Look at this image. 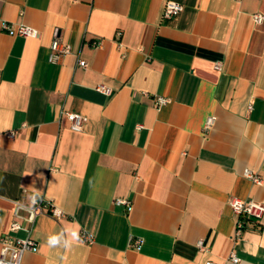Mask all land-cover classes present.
<instances>
[{"label": "crops", "instance_id": "obj_1", "mask_svg": "<svg viewBox=\"0 0 264 264\" xmlns=\"http://www.w3.org/2000/svg\"><path fill=\"white\" fill-rule=\"evenodd\" d=\"M166 1L0 0V238L35 240L21 264H264V213L234 237L229 205L264 204V0H173L164 18ZM34 196L64 215L16 218Z\"/></svg>", "mask_w": 264, "mask_h": 264}, {"label": "built area", "instance_id": "obj_2", "mask_svg": "<svg viewBox=\"0 0 264 264\" xmlns=\"http://www.w3.org/2000/svg\"><path fill=\"white\" fill-rule=\"evenodd\" d=\"M182 4L173 0H167L163 9V17L171 18L177 16L182 11ZM253 18L256 22H261L263 16L261 14H254ZM3 28L7 31L21 36H37L38 31L27 25L19 24L12 28L9 24H3ZM51 52L49 59L51 61H58L62 56L71 53V48L68 44L64 43L60 38H54L50 44ZM78 64L82 67H86L87 62L83 59L78 60ZM96 90L101 91L105 94L110 93V88L100 84L96 86ZM168 102L167 98L158 96L155 103L161 105ZM70 122L71 129L75 131H81L84 128L86 118L77 112L62 111ZM214 122V117L209 116L205 122V128H209ZM14 132H10L9 136H12ZM244 174L249 177L253 182L260 183L261 178L258 174L252 172L249 169L244 171ZM116 204H124L127 207L130 206V201L127 199L117 198ZM229 205L237 216L234 223V237L241 234V231L245 225L247 218L258 219L264 213V204L253 199L245 200L240 198H232ZM24 211L25 215H21L19 212ZM40 214H49L52 217L58 218L64 215V212L59 209L51 199L43 196H34L29 203L22 201H15L14 216L27 222H34L35 218ZM11 230H17L22 228V224L17 220L12 222ZM28 231V230H27ZM80 239L85 243H92L94 237L86 231L80 232ZM0 264H21L22 257L25 252L35 251L36 242L29 235L22 238H13L8 236H2L0 238ZM134 243L138 246L140 241L134 240ZM197 247L200 250H206L202 240L197 242ZM229 259L233 262H237L239 258L231 252ZM204 264H219L212 260L205 261Z\"/></svg>", "mask_w": 264, "mask_h": 264}, {"label": "clouds", "instance_id": "obj_3", "mask_svg": "<svg viewBox=\"0 0 264 264\" xmlns=\"http://www.w3.org/2000/svg\"><path fill=\"white\" fill-rule=\"evenodd\" d=\"M76 238V234L73 233L72 234V238L71 239H65L64 238V234L61 233V234H57V235H50L48 237V245L50 247H54V246H57V245H60L61 243H63V246L65 247H70L71 244H72V241L73 239Z\"/></svg>", "mask_w": 264, "mask_h": 264}]
</instances>
